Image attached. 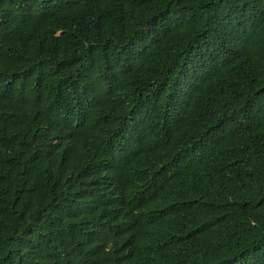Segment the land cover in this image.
<instances>
[{"label": "trees", "instance_id": "1", "mask_svg": "<svg viewBox=\"0 0 264 264\" xmlns=\"http://www.w3.org/2000/svg\"><path fill=\"white\" fill-rule=\"evenodd\" d=\"M0 264H264V0H0Z\"/></svg>", "mask_w": 264, "mask_h": 264}]
</instances>
